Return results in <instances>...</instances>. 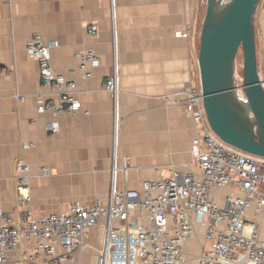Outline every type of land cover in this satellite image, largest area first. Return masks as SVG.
Returning <instances> with one entry per match:
<instances>
[{
  "label": "crops",
  "instance_id": "1",
  "mask_svg": "<svg viewBox=\"0 0 264 264\" xmlns=\"http://www.w3.org/2000/svg\"><path fill=\"white\" fill-rule=\"evenodd\" d=\"M199 20L200 0H0V66L15 71L0 79V211L19 220L14 167L21 158L31 168L35 216L63 214L76 201L107 196L112 187L138 189L143 177L167 175L172 166L198 172L194 140L201 130L182 105L165 106L162 97L199 84ZM90 23L98 26L96 39L87 33ZM187 25L188 36L182 37ZM35 33L56 42L51 65L64 74L78 64L76 52L92 48L97 53L91 77L76 76L82 111L57 117L37 110L46 91L37 62L25 50ZM254 34L257 72L264 76V0L254 14ZM115 48L121 119L116 138L112 95L102 87L112 72ZM52 120L58 131L50 137L45 125ZM41 167L49 173L41 175ZM226 191L212 196L220 201ZM247 218L264 240V207L249 210ZM203 230L194 224L184 247L186 264H196ZM103 234V222L87 228L73 263L92 264ZM32 243L21 239L5 253L4 264H25Z\"/></svg>",
  "mask_w": 264,
  "mask_h": 264
},
{
  "label": "built area",
  "instance_id": "2",
  "mask_svg": "<svg viewBox=\"0 0 264 264\" xmlns=\"http://www.w3.org/2000/svg\"><path fill=\"white\" fill-rule=\"evenodd\" d=\"M189 28L187 25L180 35L187 37ZM87 33L98 38L97 24L90 23ZM55 44L35 33L25 50L37 62L40 86L46 91L37 110L58 117L82 111L76 96V76L91 77L99 58L92 48L80 50L75 53L78 64L64 74L51 65ZM14 75L12 67L0 66V79ZM259 78L264 89V76ZM102 87L112 95L116 138L121 121L116 48L112 72ZM162 102L165 106L182 105L199 126L201 133L194 140L193 155L198 172L172 166L167 175L143 177L138 189L117 191L112 187L107 196H97L90 203L76 201L63 214L35 216L30 208L31 168L24 159H18L14 179L19 220L13 221L10 213L0 211V264L5 262V253L15 250L23 238L33 240L25 264H74L73 254L81 247L86 229L101 222L102 245L92 264H186L184 247L195 223L204 229L196 264H264V240L255 222L247 218L249 210L264 207V157L218 138L207 123L199 84L189 83L164 95ZM45 128L52 137L58 123L49 121ZM27 145L33 146V142ZM40 173L47 175L49 171L41 167ZM221 190L227 191L219 201L212 192Z\"/></svg>",
  "mask_w": 264,
  "mask_h": 264
},
{
  "label": "water",
  "instance_id": "3",
  "mask_svg": "<svg viewBox=\"0 0 264 264\" xmlns=\"http://www.w3.org/2000/svg\"><path fill=\"white\" fill-rule=\"evenodd\" d=\"M258 2L206 0L197 64L202 104L211 130L223 142L264 157V89L257 72L254 34ZM239 50L240 84L235 73Z\"/></svg>",
  "mask_w": 264,
  "mask_h": 264
},
{
  "label": "rangeland",
  "instance_id": "4",
  "mask_svg": "<svg viewBox=\"0 0 264 264\" xmlns=\"http://www.w3.org/2000/svg\"><path fill=\"white\" fill-rule=\"evenodd\" d=\"M222 1H225V0H222ZM205 7H206V0H200L199 26L201 24L202 18L205 13ZM241 71H242V54H241V51L239 50L235 58V73H236L237 83L239 84H240V79H241Z\"/></svg>",
  "mask_w": 264,
  "mask_h": 264
},
{
  "label": "bare ground",
  "instance_id": "5",
  "mask_svg": "<svg viewBox=\"0 0 264 264\" xmlns=\"http://www.w3.org/2000/svg\"><path fill=\"white\" fill-rule=\"evenodd\" d=\"M240 92V91H239Z\"/></svg>",
  "mask_w": 264,
  "mask_h": 264
}]
</instances>
